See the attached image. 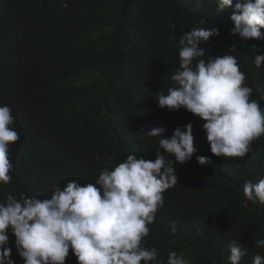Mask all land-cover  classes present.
Masks as SVG:
<instances>
[{
	"label": "trees",
	"instance_id": "obj_1",
	"mask_svg": "<svg viewBox=\"0 0 264 264\" xmlns=\"http://www.w3.org/2000/svg\"><path fill=\"white\" fill-rule=\"evenodd\" d=\"M215 9L217 0H0V77L7 75L3 66L26 64L42 81L32 93L34 137L13 147L12 180L0 185V203L7 195L50 198L65 179H94L130 154L154 161L140 130L145 114L159 108L157 96L173 85L179 43L192 28L218 29L201 44L205 56L233 49L259 90L264 66L254 65L252 46L263 44L231 34V11L227 20ZM159 109L166 125L192 124L194 147L208 153V162L177 173L178 183L163 196L144 244L156 249L152 264H167L169 250L191 264H230L232 240L249 250L240 264H252L264 255L255 243L264 238V204L248 201L243 187L264 179V135L243 158L215 157L203 121L184 109L171 117ZM8 236L11 259L24 264ZM65 264H77L71 250Z\"/></svg>",
	"mask_w": 264,
	"mask_h": 264
},
{
	"label": "clouds",
	"instance_id": "obj_2",
	"mask_svg": "<svg viewBox=\"0 0 264 264\" xmlns=\"http://www.w3.org/2000/svg\"><path fill=\"white\" fill-rule=\"evenodd\" d=\"M229 10L231 34L264 46V0H217L216 13L228 20ZM218 34L214 27L185 33L179 43V66L171 76L174 83L166 95L157 96V106L169 110L170 117L184 109L203 121L213 156L243 158L251 152V143L264 135V79L256 90L240 71L233 49L222 56H205L201 44ZM252 51L254 65L264 66V49L253 45ZM3 67L7 75L0 77V185H7L12 180L13 147L34 137L37 99L32 93L42 81L29 65ZM159 108L145 114L140 130L152 145L154 161L130 154L94 179H65L53 187L50 198L21 201L7 195L0 203V264H15L9 232L24 264H65L70 250L77 264H152L156 249L144 244L165 204L163 196L178 183L177 173L196 172L208 162V153L194 147L192 124L166 125ZM243 195L264 204V179L245 182ZM255 243L264 248V238ZM229 251L230 264H240L249 250L232 240ZM167 264L191 262L169 250ZM252 264H264V255L256 254Z\"/></svg>",
	"mask_w": 264,
	"mask_h": 264
},
{
	"label": "bare ground",
	"instance_id": "obj_3",
	"mask_svg": "<svg viewBox=\"0 0 264 264\" xmlns=\"http://www.w3.org/2000/svg\"><path fill=\"white\" fill-rule=\"evenodd\" d=\"M202 136V135H201Z\"/></svg>",
	"mask_w": 264,
	"mask_h": 264
}]
</instances>
